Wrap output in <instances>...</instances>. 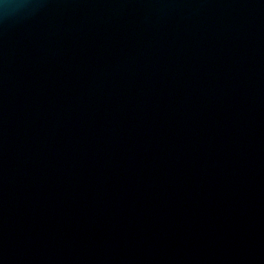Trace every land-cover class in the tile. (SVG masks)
<instances>
[{"label":"water","instance_id":"water-1","mask_svg":"<svg viewBox=\"0 0 264 264\" xmlns=\"http://www.w3.org/2000/svg\"><path fill=\"white\" fill-rule=\"evenodd\" d=\"M0 264H264V0L0 6Z\"/></svg>","mask_w":264,"mask_h":264},{"label":"clouds","instance_id":"clouds-1","mask_svg":"<svg viewBox=\"0 0 264 264\" xmlns=\"http://www.w3.org/2000/svg\"><path fill=\"white\" fill-rule=\"evenodd\" d=\"M0 6H3L5 10L12 9H23L28 6V0H13L11 3H5V0H0Z\"/></svg>","mask_w":264,"mask_h":264}]
</instances>
